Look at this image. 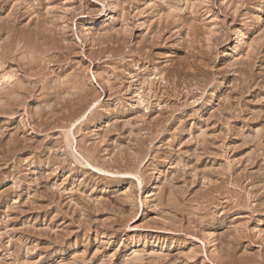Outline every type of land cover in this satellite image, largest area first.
Segmentation results:
<instances>
[{
    "label": "rangeland",
    "instance_id": "rangeland-1",
    "mask_svg": "<svg viewBox=\"0 0 264 264\" xmlns=\"http://www.w3.org/2000/svg\"><path fill=\"white\" fill-rule=\"evenodd\" d=\"M0 264H264V0H0Z\"/></svg>",
    "mask_w": 264,
    "mask_h": 264
}]
</instances>
